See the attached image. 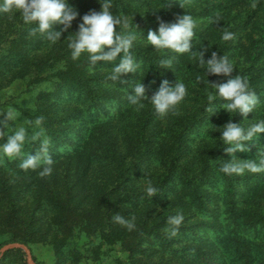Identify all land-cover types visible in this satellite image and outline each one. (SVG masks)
Listing matches in <instances>:
<instances>
[{
    "label": "trees",
    "instance_id": "trees-1",
    "mask_svg": "<svg viewBox=\"0 0 264 264\" xmlns=\"http://www.w3.org/2000/svg\"><path fill=\"white\" fill-rule=\"evenodd\" d=\"M112 3L113 12L127 15L130 28L135 30L136 25L145 38L149 29L158 28V20L174 23L184 12L192 15L200 23L193 38L196 55L154 52L141 40L132 50L141 64L139 74L124 75L123 83L112 82L107 79L111 64L100 62L93 68L86 57L74 61L67 47L66 38L78 32L80 17L101 10L98 0H69L80 17L54 45L39 34L30 35V26L18 16L0 14V110L10 105L5 94L14 84L21 97L34 76L37 82L54 85L53 91L39 96L29 115L34 128L24 145L27 156L29 149L35 155L47 140L52 173L41 175L43 166L22 169L27 158L23 153L10 158L0 152V247L21 243L31 249L34 243L46 242L54 251L55 264L85 263L78 241L89 235L83 232L89 221L78 215L89 212L94 203L101 225L112 233L95 231L93 236L122 239L125 264H153L152 258L154 264H264V171L221 172L232 157L217 129L229 120L245 128L264 120V0ZM224 31L233 33L234 39L223 41ZM208 47L233 61L230 77L203 74L198 55ZM40 50L42 56L37 54ZM161 58L173 59L170 69L156 68ZM237 75L247 79L261 100L255 113L246 121L223 110L208 114L207 94L212 89L207 80L225 83ZM164 79L187 86L174 113L161 118L147 101L143 108L130 105L128 95L136 82H143L151 97ZM113 105L117 112L110 115ZM17 110L26 116L24 107ZM101 110L107 120L101 119ZM38 119L40 124H35ZM8 128L9 124L0 126V145L12 135ZM235 155L259 163L264 158V133L249 151ZM149 183L157 189L153 197L145 193ZM116 214L131 219L135 227L118 225ZM178 214L183 220L172 235L168 220ZM73 216L76 224L62 233ZM0 264L28 263L24 251L16 249Z\"/></svg>",
    "mask_w": 264,
    "mask_h": 264
},
{
    "label": "clouds",
    "instance_id": "clouds-1",
    "mask_svg": "<svg viewBox=\"0 0 264 264\" xmlns=\"http://www.w3.org/2000/svg\"><path fill=\"white\" fill-rule=\"evenodd\" d=\"M101 4L99 12L92 11L80 17L78 10L69 4V0H0V14L16 15L26 26H30V35H41L50 44L61 41L62 34L67 32L74 21L80 17L78 32L67 36V47L70 50L71 58L79 60L86 57L89 65L95 68L103 62L104 65L111 64L107 79L112 82H121L122 77L129 73L139 74L141 64L133 55V48L139 41L150 45L154 52L174 53L177 56L183 54L196 55L193 49V38L197 21L192 15L184 12L178 15L174 23H167L158 20V28L153 31L149 29L147 37L137 30L134 19L131 21L135 25V30L130 28V21L127 15L115 14L113 12L112 0H98ZM173 3V2H172ZM162 5L159 9L171 6ZM180 4V3H179ZM183 8V5L180 4ZM157 9V10H159ZM145 15V14H144ZM59 27L60 30H56ZM142 34V35H139ZM65 39V40H66ZM221 39L225 42L232 41L234 34L224 31ZM211 52L210 57L205 60V56ZM157 69H170L173 59L161 58ZM198 64L203 69V74L216 77H230L234 72V63L228 56L218 55L211 48H203L199 51ZM197 79H200L198 76ZM211 91L207 94L208 104L205 111L214 114L217 110L234 116L239 114L248 120L250 113H255L261 100L250 88L246 78L237 75L235 78L228 79L225 83H209ZM147 89L143 82H136L132 88V94L128 95L130 105L139 108L144 107V102L151 104L157 116L163 118L170 113H174L186 95L187 86L181 80H177L171 85L168 80H161L158 89L151 97L147 95ZM15 111H8L6 117L0 120V126L8 121H15ZM36 120L35 124H40ZM229 120L219 131L221 144L226 146L225 152L231 156L230 162H224L220 171L231 174H243L245 171L259 173L264 171V158L259 163L255 160H241L236 157L238 152L249 151L250 146H255L261 133H264V120L249 125L247 128ZM37 140L36 136L32 141ZM28 141V130L21 126L16 128L14 133L7 137L6 142L0 145V152L7 157H19L25 143ZM53 160L48 154V141H42L35 155L29 154L23 159L20 167L22 169H37L43 166L41 175H50L53 171ZM157 189L149 183L145 187V193L149 197L155 196ZM114 220L126 225L130 230L135 227L131 219L116 214ZM183 216L176 215L169 217L168 223L172 226V235H176L178 226L182 223Z\"/></svg>",
    "mask_w": 264,
    "mask_h": 264
},
{
    "label": "rangeland",
    "instance_id": "rangeland-1",
    "mask_svg": "<svg viewBox=\"0 0 264 264\" xmlns=\"http://www.w3.org/2000/svg\"><path fill=\"white\" fill-rule=\"evenodd\" d=\"M200 23L197 22V26ZM38 56H42V51L37 52ZM40 61H38L39 63ZM34 78L30 80V86L28 90H26L22 95L19 94V91L16 89L17 85L9 86L6 91V100L10 102V105L6 109L0 110V120L5 119L6 113L10 110L15 111L17 116L15 121H8L6 124H9L8 131H11L13 134L16 128L18 127H25L28 130V139L33 133V124L29 118V115L34 114V110L37 106V101L39 96L44 92H51L53 91V83H43L37 82ZM27 87V86H26ZM2 95V94H0ZM5 100V101H6ZM76 102V100H74ZM17 106L24 107L27 110V114L21 115L20 112L17 110ZM110 115H114L117 110L116 107L113 105L112 108L109 107ZM101 119L107 120L109 116L103 114L101 110ZM31 154V150L29 149ZM23 156H27V152H25V146L22 150ZM82 220H88V225L83 228L84 233H88L89 235L86 237L81 238L78 244V251L81 253L82 257H85V263L81 261V264H125L127 262V254L124 250L123 240L119 238H112L111 240H104L100 238H96L93 236L95 231L105 232L106 235L112 233L110 228H105L101 225V218L98 212V206L94 203H91L89 212L83 211L78 215ZM118 223V222H117ZM76 224V218L73 216L69 219V222L65 223L64 228H62V233H68L71 230V226ZM43 229H47L49 224H43ZM118 225H121L118 223ZM74 231V235H75ZM76 237V236H75ZM93 237V238H91ZM90 240V242H88ZM1 244V241H0ZM16 244V243H7L0 247V249L4 246ZM21 244V243H20ZM89 247V251L86 252L85 247ZM31 252L32 257L36 264H55V256L52 247L46 242H39L34 243L31 245ZM11 251V250H10ZM9 252V251H8ZM5 255V254H4ZM3 255V256H4ZM2 256V257H3ZM1 257V258H2ZM0 258V260H1ZM149 259H144L143 261H147ZM27 261V257H26ZM151 263L154 264V258L150 259Z\"/></svg>",
    "mask_w": 264,
    "mask_h": 264
},
{
    "label": "water",
    "instance_id": "water-1",
    "mask_svg": "<svg viewBox=\"0 0 264 264\" xmlns=\"http://www.w3.org/2000/svg\"><path fill=\"white\" fill-rule=\"evenodd\" d=\"M16 249H21L24 251V253L26 254L27 257V263L28 264H36V262L34 261L33 257H32V252L30 250V248L24 244H20V243H16V244H10L7 246H4L0 249V258L6 254L8 251L10 250H16Z\"/></svg>",
    "mask_w": 264,
    "mask_h": 264
}]
</instances>
